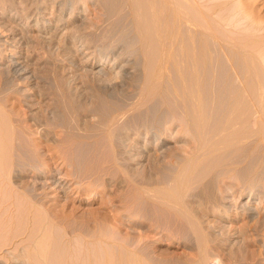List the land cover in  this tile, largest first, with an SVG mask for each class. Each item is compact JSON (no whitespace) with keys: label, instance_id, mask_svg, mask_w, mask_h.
<instances>
[{"label":"rangeland","instance_id":"obj_1","mask_svg":"<svg viewBox=\"0 0 264 264\" xmlns=\"http://www.w3.org/2000/svg\"><path fill=\"white\" fill-rule=\"evenodd\" d=\"M11 1V7L0 5V264H264L262 241L250 245L257 259H231L233 248L220 242L225 231L216 223L212 237L214 227L191 201L223 199L235 206L263 197L264 142L252 124L257 83L248 66L237 58L241 71L251 72L243 73L245 84L255 87L243 84L248 92L243 86L245 92L240 87L224 94L211 83L210 103L199 91L197 105L192 66L170 64L163 81L155 80L151 99L134 77L144 74L141 59L155 45L141 42L139 12L128 5L118 11L122 0ZM248 1L264 14V0ZM182 30L189 42V30ZM229 167L241 171L226 177ZM48 175L65 178L66 192L46 184ZM240 187L246 192L238 197Z\"/></svg>","mask_w":264,"mask_h":264},{"label":"bare ground","instance_id":"obj_2","mask_svg":"<svg viewBox=\"0 0 264 264\" xmlns=\"http://www.w3.org/2000/svg\"><path fill=\"white\" fill-rule=\"evenodd\" d=\"M9 1V2H8ZM0 0V5H6L5 2H7V4H14L13 1L11 0ZM19 1V0H18ZM44 1V0H43ZM63 1V0H62ZM67 1V0H66ZM79 1V0H78ZM84 1V0H83ZM90 1V0H89ZM93 1V0H92ZM99 1V0H98ZM108 1V0H106ZM12 2V3H11ZM25 2V1H24ZM33 2V1H32ZM42 2V1H41ZM70 2V1H69ZM112 3H116V1H111ZM109 3L112 4V3ZM20 3V2H19ZM86 3V2H85ZM106 4H108L107 2H105ZM118 3V1H117ZM38 4V3H37ZM66 4V3H65ZM70 4V3H69ZM102 4V3H101ZM104 4V1H103ZM120 4V3H119ZM33 5V4H32ZM85 5V4H84ZM108 5V6H109ZM121 7L118 9L119 12H121L123 10V7L125 5H128L129 8L131 7L132 9L135 10V12H139L142 15V19L144 20L143 24L141 28L138 30H141L144 34V37L141 40V42H144V44H149L150 47L154 46V48H152L150 52L154 53V59L150 58V60L148 61L149 58H147L146 54L149 55V53H143L145 54L143 55V57H145V59H141L142 61L145 60V64L144 66V71H143V75L142 73L136 75L134 77V80L136 82H139L141 84V88H146V95L148 97H151V99H153L152 97L154 96L155 93V87L154 84L157 83L155 80H157L158 78L161 79L160 76L164 75L162 74V72L164 73L163 70H165L168 65H178L181 64L183 65L184 63H186V61H188L189 63L185 64L188 66H192L193 70H194V76L192 79V83L195 85H193V87L196 89L195 91V97L194 100L197 104V101L201 100L202 98L200 93L202 92V94H205V99L207 100V103L209 102V98L211 96L210 94V84L211 83H216V89L217 87L220 89V91H223L221 93L228 92L233 90L234 93L236 91L239 92V90H243L246 89L247 86H249V84H245L246 81L248 82L249 80H247L246 76L243 75L244 71L240 68V66L242 65H247L248 68L251 70L252 72V77L254 78V80L257 83V87L253 89V91L255 90V92L251 91L248 95H253L257 100V105L256 107H254L252 104V108L254 107V112H253V117L252 119V124H255L254 127L257 128L258 130V134H259V139L260 142L263 141L264 142V14H262L259 11H256V9L253 7V5L251 3H249L248 0H122L121 2ZM10 7L12 5H9ZM21 6V5H19ZM53 6V5H52ZM106 6V5H105ZM111 6V5H110ZM114 6V5H113ZM123 6V7H122ZM54 7V6H53ZM74 7V6H73ZM25 8V7H24ZM27 8V6H26ZM29 8V7H28ZM63 8V7H62ZM61 8V9H62ZM39 9V8H38ZM113 9V7L111 8ZM115 9V8H114ZM17 10V9H16ZM64 10V9H63ZM74 10H76L74 8ZM110 10V9H109ZM28 12V11H27ZM43 12V11H42ZM108 12V11H107ZM126 11H124L125 13ZM58 13V12H57ZM111 13V12H110ZM31 14V12H30ZM106 14V13H105ZM127 14V13H126ZM84 15V14H83ZM118 15V14H117ZM128 15V14H127ZM21 16V15H20ZM31 16V15H30ZM44 16V15H42ZM47 16V14H46ZM112 16V15H111ZM123 17V15H122ZM127 17V16H126ZM138 17V16H137ZM136 17V18H137ZM38 18V17H37ZM65 18V17H63ZM135 18V19H136ZM141 17H139L140 20ZM27 19V17H26ZM108 19V18H107ZM138 19V18H137ZM136 19V21H137ZM141 19V20H142ZM15 20V19H14ZM113 21V19H111ZM123 20V19H122ZM138 20V21H139ZM142 20V21H143ZM67 21V20H66ZM2 22V21H1ZM56 22V21H55ZM73 22V21H72ZM84 22V21H83ZM116 22V21H115ZM124 22V21H122ZM140 22V21H139ZM44 23V22H43ZM95 23V22H94ZM112 23V22H111ZM4 24V23H2ZM29 24V23H28ZM92 24V22H91ZM97 24V23H96ZM115 24V23H114ZM136 24V25H139ZM52 25V24H51ZM83 25V24H82ZM104 25V24H103ZM117 25V23H116ZM119 25V23H118ZM2 26V25H1ZM4 26V25H3ZM57 26V25H56ZM73 26V24H72ZM78 26V25H77ZM121 26V25H120ZM39 29H41L42 27H40V25L37 26ZM113 27V26H112ZM122 27V26H121ZM36 28V27H35ZM118 28V27H117ZM187 29L189 30V33L187 34H191V39L189 40V42L184 41V39H187L186 37L184 38V32L182 33V29ZM48 26H44L43 29H41L40 31L43 32L44 30H47ZM56 29V28H55ZM87 29V28H86ZM110 29H112L110 27ZM116 29V28H114ZM119 29V28H118ZM132 29V28H131ZM21 30V29H20ZM38 30V29H37ZM108 30V29H107ZM56 31V30H55ZM111 31V30H110ZM21 32V31H20ZM41 32L40 36H41ZM50 32V31H49ZM80 32V31H79ZM104 32V31H103ZM108 32V31H107ZM115 32V31H114ZM117 32H119L117 30ZM130 32V31H129ZM188 32V31H187ZM38 33V34H39ZM53 33V32H51ZM61 33V32H60ZM123 33V32H122ZM140 33V32H139ZM186 33V32H185ZM28 34V33H27ZM30 34V33H29ZM37 34V33H36ZM62 34V33H61ZM109 34V33H108ZM114 34V33H113ZM116 34V33H115ZM118 34V33H117ZM125 34V33H124ZM131 34V33H130ZM142 34V33H141ZM52 35V34H51ZM90 35V34H89ZM110 35V34H109ZM17 36V35H16ZM19 36V35H18ZM32 35H30L31 38ZM47 36V35H46ZM45 36V37H46ZM53 36V35H52ZM99 36V35H98ZM132 36V35H131ZM142 36V35H141ZM21 37V36H20ZM33 37V36H32ZM42 37V36H41ZM48 37V36H47ZM83 37V36H82ZM89 37V36H88ZM118 37V36H117ZM190 37V36H189ZM15 38V37H14ZM29 38V37H28ZM29 38V39H30ZM107 38V37H106ZM119 38V37H118ZM128 38V37H127ZM184 38V39H183ZM114 39V38H113ZM131 39V38H129ZM21 40V39H20ZM28 40V39H27ZM26 40V41H27ZM42 40V39H41ZM58 40V39H57ZM61 40V39H60ZM81 40V39H80ZM92 40V39H91ZM112 40V39H111ZM117 40V39H116ZM115 40V42H117ZM145 40V41H144ZM153 41V45H151L149 43V41ZM9 41V40H8ZM51 41V40H50ZM86 41V40H85ZM93 41V40H92ZM106 41V40H105ZM114 41V40H112ZM148 41V43H147ZM36 42V41H35ZM46 42V41H45ZM58 42V41H56ZM111 42V41H110ZM121 42V41H120ZM138 42V41H137ZM140 42V41H139ZM146 42V43H145ZM30 43V42H29ZM39 43V42H38ZM53 43V42H52ZM106 43V42H105ZM118 43V42H117ZM136 43V42H135ZM28 44V43H27ZM47 44V43H46ZM58 44V43H57ZM91 44V42H90ZM89 44V45H90ZM101 44V43H100ZM134 44V43H133ZM143 43H141L142 45ZM22 45V44H21ZM29 45V44H28ZM39 45V44H38ZM48 45V44H47ZM71 45V44H70ZM83 45V44H82ZM99 45V44H98ZM112 45V43H111ZM120 45V44H119ZM131 45V44H130ZM148 45V46H149ZM27 46V45H26ZM49 46V45H48ZM105 46V45H103ZM114 46V45H113ZM147 46V47H148ZM22 47V46H21ZM31 46H29L30 48ZM47 47V46H46ZM53 47V46H52ZM55 47V46H54ZM95 47V46H94ZM134 47V46H133ZM141 47V46H140ZM144 47V46H143ZM146 47V46H145ZM149 47V48H150ZM28 48V49H29ZM35 48V47H34ZM63 48V47H62ZM104 48V47H103ZM117 48V47H116ZM131 48V47H130ZM138 48V47H137ZM142 48V47H141ZM1 49V48H0ZM27 49V50H28ZM48 49V47H47ZM52 49V48H51ZM70 49V48H69ZM92 49V48H91ZM104 50V49H103ZM133 50V49H132ZM145 50H149V49H145ZM37 51V50H36ZM48 51V50H47ZM98 51V50H97ZM119 51V50H118ZM85 52V51H83ZM111 52V51H110ZM131 52V51H130ZM136 52V51H135ZM150 53V55L152 54ZM12 54V53H11ZM45 54V53H44ZM111 54V53H110ZM126 54V53H125ZM141 54V55H142ZM30 55V54H29ZM113 55V54H112ZM117 55V54H116ZM132 55V54H130ZM138 55V54H137ZM43 56V55H42ZM91 56V55H90ZM19 57V56H18ZM142 57V58H143ZM150 57V56H149ZM123 58V57H122ZM147 58V59H146ZM237 58H239L238 60H242L243 63L242 65L241 62L237 61ZM7 59V58H6ZM88 59V58H87ZM114 59V58H113ZM117 59V58H116ZM121 59V58H120ZM135 59V58H134ZM140 59V57H139ZM24 60V59H23ZM80 60V59H79ZM141 60L139 61H135L136 65L139 64V62H142ZM179 60V61H178ZM36 61V60H35ZM59 61V59H58ZM50 62V61H49ZM24 63V61H23ZM83 63V62H82ZM127 63V62H126ZM240 63V64H238ZM33 64V63H32ZM75 64V63H74ZM133 64V63H132ZM143 64V63H142ZM190 64V65H189ZM47 65V63H46ZM123 65V64H122ZM135 65V66H136ZM140 65V64H139ZM34 66V65H33ZM38 66V65H37ZM111 66V65H110ZM187 66V67H188ZM246 66V67H247ZM11 67V66H10ZM42 67V66H41ZM124 67V66H123ZM134 68V66H132ZM137 67V66H136ZM139 67V66H138ZM171 67V66H170ZM243 67V66H242ZM245 67V66H244ZM16 68V67H15ZM24 68V67H23ZM112 68V66H111ZM119 68V67H118ZM117 68V69H118ZM143 68V67H142ZM245 70V72L247 71V69ZM2 69V68H1ZM10 69V68H9ZM116 69V70H117ZM120 69V68H119ZM139 69V68H138ZM191 69V68H190ZM98 70V69H97ZM249 70V71H250ZM23 71V70H22ZM33 71V70H32ZM90 71V69H89ZM191 71V70H190ZM63 72V71H62ZM94 72V71H93ZM96 72V71H95ZM121 72V71H120ZM134 72V71H133ZM247 73V74H251ZM84 73V72H83ZM99 73V72H98ZM114 73V72H113ZM116 73H118L116 71ZM178 73V72H177ZM244 73V74H246ZM29 74V73H28ZM74 74V73H73ZM162 74V75H161ZM8 75V74H7ZM114 75V74H113ZM118 75V74H117ZM63 76V75H62ZM249 76V75H248ZM48 77V76H47ZM114 77V76H113ZM116 77V76H115ZM250 78V77H249ZM45 79V78H44ZM218 79V80H217ZM252 79V78H251ZM250 79V80H251ZM19 80V79H18ZM162 80V79H161ZM26 81V80H25ZM59 81V80H58ZM132 81V80H131ZM163 81V80H162ZM194 81V82H193ZM217 81V82H216ZM253 81V79H252ZM254 81V82H255ZM64 85L66 84V82H63ZM159 83V81H158ZM163 83V82H162ZM202 84L204 87V92L201 91V89L199 90V84ZM251 83V82H249ZM255 83V84H256ZM59 84V83H58ZM245 84V85H243ZM253 84V82L250 84L249 87H252L251 85ZM71 85V84H70ZM86 85V83H85ZM160 85V84H159ZM158 84H156V86L159 87ZM63 86V85H61ZM138 86V85H137ZM191 86V85H190ZM245 88H244V87ZM67 87L69 89V84H67ZM78 87V86H76ZM92 87V86H91ZM154 87V88H153ZM215 87V86H214ZM241 87V88H240ZM243 87V89H242ZM253 87L254 84H253ZM31 88V87H30ZM59 88V87H58ZM62 87H60L61 89ZM194 88H192L194 90ZM240 88V89H238ZM53 89V88H52ZM67 89V90H68ZM73 89V88H72ZM95 89V88H94ZM157 89V88H156ZM249 89V88H247ZM246 89V92H248L249 90ZM66 88L64 89V91H67ZM75 90V89H74ZM89 90V89H88ZM218 90V89H217ZM52 91V90H51ZM59 91V90H58ZM69 92L71 90H68ZM67 91V92H68ZM76 91V90H75ZM74 91V92H75ZM83 91V90H82ZM200 91V93H199ZM244 91V90H243ZM62 92V91H61ZM93 92V91H92ZM193 92V91H191ZM217 92V91H215ZM214 92V93H215ZM245 92V91H244ZM253 92V93H252ZM55 93V92H54ZM58 93V92H57ZM60 93V92H59ZM58 93V94H59ZM63 93V92H62ZM144 93V92H143ZM157 93V92H156ZM155 93V95H157ZM243 93V92H242ZM65 94V93H64ZM72 94V91L69 94H67L68 98ZM81 94V93H80ZM79 94V95H80ZM93 94V93H92ZM137 94V93H136ZM194 94V93H192ZM217 94V93H215ZM245 94V93H243ZM76 95V94H75ZM99 95V94H98ZM191 95V94H190ZM237 95V94H236ZM63 96V95H62ZM66 96V95H64ZM145 96V95H144ZM224 96V95H223ZM244 96V95H243ZM247 96H245V98H247ZM55 97V96H54ZM58 97V95H57ZM102 97V95H101ZM110 97V96H109ZM193 97V96H192ZM215 97V96H214ZM238 97V95H237ZM241 97V94H240ZM59 98V97H58ZM61 98V97H60ZM59 98V99H60ZM67 98V99H68ZM239 98V97H238ZM98 99V98H97ZM132 99V98H131ZM143 99V98H142ZM150 99V98H149ZM212 99V98H211ZM216 99V98H215ZM221 99V98H220ZM243 99V97H242ZM248 99V98H247ZM254 99V98H250L249 100ZM48 100V99H47ZM76 100V99H74ZM156 100V98H155ZM240 100V99H239ZM248 100V101H249ZM64 100H62L63 102ZM106 101V100H105ZM215 101V100H214ZM253 100L249 101L252 102ZM37 102V101H36ZM40 102V101H39ZM46 102V101H45ZM57 102V101H56ZM74 103V102H73ZM72 103V104H73ZM149 103V102H148ZM212 103V102H211ZM239 103V102H237ZM236 103V104H237ZM247 103V102H245ZM255 103V102H254ZM60 104V103H59ZM70 104V103H69ZM193 104V103H192ZM200 104L202 105V103L200 102ZM214 104V103H213ZM217 105V103H215ZM230 104V103H229ZM240 104V103H239ZM251 104V103H250ZM34 105V104H33ZM71 105V104H70ZM140 105V104H139ZM146 105V104H145ZM156 105V104H155ZM199 105V104H197ZM197 106V107H201ZM32 106V105H31ZM42 106V105H41ZM53 106V105H52ZM78 106V105H77ZM107 106V105H106ZM194 106V105H192ZM205 107V105H203ZM238 105H235V108ZM248 106V105H247ZM40 107V106H39ZM51 107V106H50ZM142 107V106H141ZM156 107V106H155ZM207 107V105H206ZM216 107V106H215ZM232 107V106H231ZM46 108V107H45ZM60 108V107H58ZM57 108V109H58ZM93 108V107H92ZM136 108V107H135ZM138 108V107H137ZM38 109V108H37ZM47 109V108H46ZM56 109V108H55ZM96 109V108H95ZM100 109V107H99ZM112 109V108H111ZM196 109V108H195ZM201 109V108H200ZM204 109V108H203ZM45 110V109H43ZM59 110V109H58ZM68 110V109H66ZM212 110V107H211ZM39 111V109H38ZM46 111V110H45ZM63 111V110H62ZM77 111V110H76ZM108 111V110H107ZM202 111V110H201ZM218 111V110H217ZM240 111V110H239ZM238 111V112H239ZM53 112V110H52ZM60 112V110H59ZM127 112V111H126ZM207 112V111H206ZM215 112V111H214ZM58 113V112H57ZM109 113V112H107ZM198 113V112H197ZM32 114V113H31ZM34 114V113H33ZM112 114V112H111ZM124 114V113H123ZM38 115V114H37ZM157 115V114H156ZM203 115V114H202ZM44 116V115H43ZM57 116V114H56ZM111 116V115H110ZM117 116V115H116ZM115 116V117H116ZM158 116V115H157ZM162 116V115H161ZM160 116V118H161ZM42 117V116H41ZM40 117V118H41ZM113 117V116H111ZM110 117V118H111ZM6 118V117H5ZM48 118V117H47ZM109 118V117H108ZM107 118V119H108ZM2 119V118H0ZM37 119V117H36ZM46 119V118H45ZM105 119V118H104ZM5 120V119H4ZM34 120V119H33ZM158 120V119H157ZM16 121V120H15ZM13 122V121H12ZM104 122V121H103ZM102 122V124H103ZM107 122V121H106ZM112 122V121H109ZM194 122V121H193ZM231 122V121H230ZM29 123V122H28ZM105 123V122H104ZM206 123V122H205ZM229 123V122H228ZM25 124V122H24ZM198 124V123H197ZM0 125H2V123H0ZM107 125V124H106ZM123 125V124H122ZM11 126V125H10ZM235 126V125H234ZM27 127V126H26ZM39 127V126H38ZM201 127V126H200ZM237 127V126H236ZM252 127V125H251ZM7 128V127H6ZM37 128V127H36ZM205 128V127H204ZM223 128V127H222ZM1 129V128H0ZM8 129V128H7ZM127 129V128H126ZM220 129V128H219ZM257 130H255L257 132ZM1 131V130H0ZM127 131V130H126ZM244 131V130H243ZM254 131V133H255ZM10 132V131H9ZM36 132V131H35ZM3 133V132H2ZM185 133V132H184ZM127 134V133H126ZM48 135V134H47ZM227 135V134H226ZM232 135V134H231ZM241 135V134H240ZM4 136V135H3ZM124 136V135H123ZM126 136V135H125ZM223 136V135H221ZM229 137V135H227ZM235 136V135H234ZM6 137V136H5ZM76 137V136H75ZM227 137V138H228ZM77 138V137H76ZM80 138V137H79ZM224 138V136L222 137ZM226 138V139H227ZM233 138V137H232ZM258 138V137H257ZM1 139V136H0ZM6 139V138H5ZM8 139V138H7ZM221 139V138H220ZM235 139V138H233ZM3 140V139H1ZM232 140V139H231ZM255 140V139H254ZM82 141V140H80ZM225 141V140H224ZM223 141V142H224ZM3 142V141H2ZM6 142V141H5ZM123 143V142H122ZM232 143V142H231ZM257 144V143H256ZM6 145V143H5ZM118 145V144H117ZM261 145V144H259ZM122 147V146H121ZM124 147V146H123ZM126 147V146H125ZM164 147V146H163ZM162 147V148H163ZM190 147V146H189ZM254 147V146H253ZM5 149V147H4ZM3 149V150H4ZM166 149V148H165ZM171 149V148H170ZM189 149V148H187ZM252 149V148H251ZM250 149V150H251ZM8 150V149H7ZM127 150V149H126ZM248 150V149H247ZM9 151V150H8ZM165 151V150H164ZM172 151V150H171ZM188 151V150H187ZM192 150H190L191 152ZM260 151V150H259ZM258 151V152H259ZM132 152V151H131ZM184 152V151H182ZM252 152V151H251ZM257 152V150L255 151ZM264 152V150H263ZM1 153V152H0ZM153 153V152H152ZM5 154V153H4ZM163 154V153H162ZM161 154V155H162ZM189 154V153H188ZM257 154V153H256ZM259 154V153H258ZM264 156V153H262ZM261 154V155H262ZM181 155V154H180ZM255 155V154H254ZM135 158V155H133ZM177 156V155H176ZM257 156V155H256ZM263 156H261L260 160L264 162ZM137 157V155H136ZM152 157V156H151ZM250 157V156H249ZM167 158V157H165ZM164 158V159H165ZM170 158V157H169ZM251 158V157H250ZM159 159V158H158ZM243 159V157H242ZM246 159V158H245ZM249 159V158H248ZM253 159V158H252ZM257 161L256 163L260 162ZM166 161V160H165ZM240 161V160H239ZM249 161V160H246ZM251 161V160H250ZM5 162V161H4ZM252 162V161H251ZM158 163V162H157ZM167 163V162H166ZM235 163V162H234ZM239 164V163H236ZM235 164V165H236ZM242 164V161H241ZM261 164V163H260ZM4 165V163L1 165V167ZM259 164H255V166H258ZM5 166V165H4ZM3 166V167H4ZM16 166V165H15ZM166 166V165H164ZM229 166V165H228ZM231 166V165H230ZM237 166V165H236ZM250 166V165H249ZM260 166V165H259ZM262 166V168H261ZM259 168L264 170V165H261ZM2 167V168H3ZM227 167V166H226ZM252 167V166H251ZM250 167V169H251ZM1 168V169H2ZM11 168V167H8ZM230 168V167H229ZM241 168V167H240ZM239 168V169H240ZM253 171H255L256 168H254V166L252 167ZM223 169V168H222ZM228 169V168H227ZM231 170H225L224 169V173L226 177L227 175H229L230 173L234 172L237 173V171H241V169L239 170L237 167V170L235 171V168H230ZM233 169V170H232ZM246 169V167H245ZM245 169H243L242 171H244ZM249 169V168H248ZM4 170V169H3ZM258 170V168L256 169ZM262 170V171H263ZM2 171V170H1ZM7 171V170H6ZM252 171V172H253ZM243 173V172H241ZM264 173V171H263ZM262 173V174H263ZM238 174V173H237ZM244 174H247L246 178H250L249 177V172L246 171L244 172ZM253 174V173H252ZM224 175V176H225ZM233 175V173H232ZM235 175V174H234ZM49 176V180H46V184H54L55 187H57L60 191L66 192V185L68 186L67 183H64L66 180L63 177H59V180L55 179L53 180V175H48ZM223 176V178H224ZM253 177V175H251ZM229 177V176H228ZM264 177V176H263ZM262 177V178H263ZM210 178V177H209ZM232 178V177H230ZM235 178H238L235 176ZM254 178V177H253ZM52 179V180H51ZM256 179V180H255ZM258 178H254L255 181H257L259 183V181L257 180ZM209 180V179H208ZM207 180V181H208ZM220 180V179H219ZM224 180V179H223ZM237 180V179H236ZM239 180V179H238ZM241 180V179H240ZM250 181L253 180H248V184L251 183ZM225 182V181H224ZM228 182V181H227ZM243 182V181H242ZM245 182V181H244ZM256 182L255 185H258ZM44 183V182H43ZM253 183H255L253 181ZM264 183V181L262 182ZM207 184V183H206ZM245 184V183H243ZM242 184V185H243ZM205 185V184H204ZM224 185V184H222ZM235 185V184H234ZM241 185V186H242ZM254 185V186H255ZM264 185V184H263ZM225 186V185H224ZM250 185H246V187H249ZM253 186V184H252ZM253 186V188H254ZM261 186V185H260ZM206 187V185H205ZM209 188V187H208ZM241 188V187H240ZM226 189V188H225ZM233 189V188H232ZM237 189V188H236ZM242 190H240L237 194L238 197L241 196L242 193L246 192L243 191V188H241ZM249 190L251 189L250 187L248 188ZM256 189V187H255ZM262 189H264V186H262ZM209 190V189H208ZM247 190V189H246ZM228 191V190H227ZM226 191V192H227ZM261 191V190H260ZM232 192V191H231ZM252 191L249 192V196L252 197ZM263 192V190H262ZM208 193V192H207ZM257 193V192H256ZM255 194V193H253ZM259 194V193H258ZM212 195V194H211ZM256 195V194H255ZM253 195V196H255ZM191 196V195H190ZM189 196V197H190ZM196 196V195H195ZM193 196V197H195ZM225 196V195H224ZM235 193H232L231 197L234 198ZM259 196V195H257ZM256 196V197H257ZM192 197V196H191ZM190 197V198H191ZM198 198V197H196ZM231 198V199H232ZM255 198V197H253ZM259 198V197H258ZM229 199V198H228ZM235 200V199H234ZM191 201H193V203L195 204V207L197 211H202V213L204 212L205 214H203L202 216L205 215L206 219V225L207 227H210L209 229L211 230V227H214V231L212 232V237L215 236V226L216 223H219V227L221 229H223L225 231V236H222V238H220V242L227 246H230L229 248L232 249L229 252L232 254V256H240V257H244L246 259H254L255 258V251L254 252V247H250V245L252 246V243L254 244L255 242H259L261 245V241H262V245L264 246V210L263 207L261 208L262 205H264V194L263 197L255 202V204H248L249 200L246 201L245 203L243 202V204H237L235 206L230 205L232 203H228L225 200H221V201H212L211 205H204L205 204V200L202 202L200 200H196L195 198H193ZM230 201V200H229ZM188 203V202H187ZM204 203V204H203ZM189 204V203H188ZM193 204V205H194ZM191 205V204H190ZM195 210V209H194ZM193 211V210H192ZM200 213V212H198ZM201 213V214H202ZM200 214V215H201ZM201 216V217H202ZM204 220V219H203ZM5 227V225H3ZM219 229V228H218ZM210 230L208 232H210ZM223 230L221 232H223ZM45 231V230H44ZM217 231V230H216ZM1 230H0V234H1ZM224 233V232H223ZM224 235V234H222ZM47 237V236H46ZM212 237L210 238L212 240ZM50 239V238H49ZM43 241V240H42ZM46 241V240H45ZM44 241V242H45ZM47 244V243H46ZM211 244V243H210ZM236 244H239L240 248L236 249L234 248ZM10 245H12V243H10ZM3 246L4 244L0 245V253L4 252L3 250ZM33 246V245H32ZM44 246H46L44 244ZM222 246V247H225ZM48 247V246H47ZM215 247V246H213ZM221 247V248H222ZM19 247L18 245L14 246V250H17ZM37 248V247H36ZM220 248V247H219ZM45 249V248H43ZM225 249V248H224ZM236 249V250H234ZM256 249V248H255ZM33 250V249H32ZM6 251V250H5ZM29 250L27 249L28 252ZM41 251V250H39ZM47 251V250H46ZM49 251V250H48ZM223 251V250H221ZM227 251V250H226ZM261 252V251H260ZM30 252H28L29 254ZM49 253V252H48ZM212 253V252H211ZM225 254V253H224ZM234 254V255H233ZM261 254V253H260ZM7 255V254H6ZM15 255V254H14ZM31 255V254H30ZM29 255V256H30ZM226 255V254H225ZM214 256V255H212ZM226 256H230V255H226ZM45 257V256H44ZM218 257V255L216 256ZM215 257V259H216ZM224 257V255H223ZM50 258V257H49ZM212 258V257H211ZM221 258V257H220ZM228 258V257H227ZM263 258V257H262ZM224 259V258H223ZM233 259V257L231 258ZM257 259V258H255ZM227 260V259H225ZM238 260V259H237ZM50 261V260H49ZM219 261V260H218ZM223 262V261H222ZM234 263V262H233ZM257 263V262H256ZM261 263V262H260ZM46 264V263H45ZM48 264V263H47ZM64 264V263H63Z\"/></svg>","mask_w":264,"mask_h":264}]
</instances>
